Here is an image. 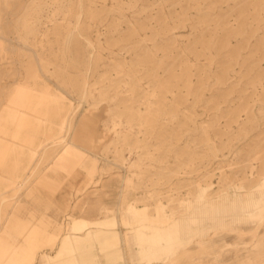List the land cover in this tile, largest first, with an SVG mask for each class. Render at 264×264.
<instances>
[{
    "label": "rangeland",
    "instance_id": "1",
    "mask_svg": "<svg viewBox=\"0 0 264 264\" xmlns=\"http://www.w3.org/2000/svg\"><path fill=\"white\" fill-rule=\"evenodd\" d=\"M77 20L96 51L79 34L67 40ZM0 34L3 86L46 83L75 106L88 73L91 101L104 98L93 118L108 134L91 158V176L102 177L72 197L82 208L71 215L87 217L98 206L97 216H105L104 205L120 207L140 228L128 210L133 200L151 215L163 206L171 218L188 215L192 199L200 207L192 226L201 231L164 263L264 264V212L238 218L233 204L213 209L197 199L206 186L208 196L233 198L264 177V0H0ZM119 112V129H110ZM202 127L224 158L210 154ZM48 194L41 188L38 195ZM37 207H28L31 224L56 226L50 216L59 208ZM71 221L65 217L64 233ZM12 225L7 221L8 242H25ZM119 228L126 235L125 225ZM55 244L49 241L35 264H44L42 253L50 257ZM137 245L125 241L127 264H144ZM98 251L89 254L106 259Z\"/></svg>",
    "mask_w": 264,
    "mask_h": 264
},
{
    "label": "crops",
    "instance_id": "2",
    "mask_svg": "<svg viewBox=\"0 0 264 264\" xmlns=\"http://www.w3.org/2000/svg\"><path fill=\"white\" fill-rule=\"evenodd\" d=\"M15 86L8 88L0 82V186L6 184L13 189L9 194V190L0 188V202L6 196L5 202L0 204V264H8L15 257V263L23 259L27 263L29 251L36 253L35 264L38 252L47 248L51 240L55 241V246L58 244V250L48 258L44 256L48 252H43L44 264H127L124 243L132 240L137 243V228L128 224L120 207L113 209L104 205L105 216H97L98 206L91 207L87 217L71 215L75 208H82L81 203L76 206L72 203V197L91 186H98L102 177H93L90 171L91 158L99 153L98 144L104 142L105 136L98 131L94 113L78 114L69 133V153L63 152L58 160L55 157L42 160L43 151L68 134L74 105L68 100H29L24 90L19 93L21 96L10 98ZM41 188L48 190L46 198L38 195ZM34 203L38 204L36 211L59 208L56 215L50 216L55 219L56 226L31 224L29 217H35V213L31 211L29 215L27 210ZM65 217L72 218L66 233ZM7 221L15 223L12 225L14 232L26 237L25 242L19 243L27 251L16 250V244L8 242ZM120 224L128 229L126 235L121 232ZM109 237L117 239L114 250L103 244ZM96 248L106 259L99 261L93 252L89 254ZM15 252H19L18 256ZM129 253L132 260H138L132 248Z\"/></svg>",
    "mask_w": 264,
    "mask_h": 264
},
{
    "label": "bare ground",
    "instance_id": "3",
    "mask_svg": "<svg viewBox=\"0 0 264 264\" xmlns=\"http://www.w3.org/2000/svg\"><path fill=\"white\" fill-rule=\"evenodd\" d=\"M79 34L80 37H83L80 31V22L78 20L74 24V27L69 32L67 40H71L73 35ZM0 38L3 39L4 36L0 34ZM88 46L92 48V50L96 51V47L88 38H85ZM0 50H2V41L0 40ZM95 53V52H94ZM94 53L90 56V58L95 57ZM122 68V67H121ZM32 83H29L28 87L25 89H20L18 86L13 87L12 91L10 92V98H15L21 96L19 93L24 90L26 92V98L29 100L37 99L42 101H49V100H58L59 97H67L64 92L61 90H53L48 87V85L42 84L39 88H33ZM91 85L88 81V73H85V78L83 83L80 86L79 95L77 99V103L73 108L72 115L70 121L68 123L69 131L68 134L55 142L52 143L51 146L45 149L42 153V160H48L52 157H55L56 160L62 157L63 150L69 149L67 147V143L69 140V133L73 130L76 118L78 114L84 109L83 112H91L95 113L97 109L103 103L102 100L91 101ZM87 105L89 107H87ZM109 112L112 113V110L109 109ZM122 113H118L117 116L113 120V126H110V129H119L120 119ZM102 118V117H101ZM204 134H205V143L209 148L210 154L214 158H219L220 155L225 156V153L222 152L219 145L216 143L215 140L210 139L207 132L204 130L205 127H202ZM107 132L105 133L104 138L107 136ZM106 150V149H105ZM66 152V151H65ZM100 154V153H98ZM88 168V167H87ZM97 170V163L92 162L90 167V171L93 172ZM211 174L208 175L210 177ZM264 178V177H263ZM261 179L260 183H258L255 187L246 192H241V194L235 195L233 198L228 196V194H220L218 197L216 196H208L207 193L209 187H203L201 194L199 193L197 199L203 205H208L213 209H218L221 207L222 203L227 202L233 204L236 208L235 215L238 218H252L256 216L263 215L264 212V179ZM239 189H243L242 186L238 187ZM225 192V191H223ZM256 193H260L259 197H255ZM6 200V196L1 199L0 204L2 205ZM186 205H188V215L182 216H174L176 214H172L173 216L169 218L168 215L164 213L163 206H157L155 215H151L150 212L147 211L146 207L138 206L137 200H133L128 207L130 213H132V218L135 220L134 217L139 219V223L142 227L137 228L136 230V242L139 246V253L141 260L146 264L152 263H162L166 264L162 261V259L166 256H176L179 251L186 246V244L191 241L192 236L195 234L194 232L198 233L201 231L198 229L194 231L192 223L199 221V216L196 215V210L199 209L198 206H193L194 201L192 199L186 200ZM239 210V211H238ZM153 217L155 219H153ZM137 219V220H138ZM146 221V222H145ZM144 223V224H143ZM148 232H146V231ZM103 244L107 246L109 250H114L116 248L117 239L116 237H109L108 239L103 240ZM22 249L23 251H27V248L22 245L21 243L16 244V250ZM16 256H18L19 252H15ZM36 253L35 251H29V258L23 259L22 261L16 262V257L12 259L14 264H33ZM18 259H21L19 256Z\"/></svg>",
    "mask_w": 264,
    "mask_h": 264
}]
</instances>
